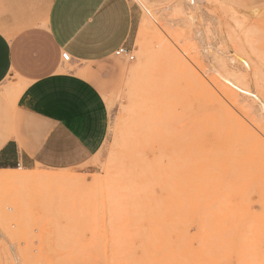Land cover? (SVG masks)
<instances>
[{"label":"rangeland","instance_id":"374dc122","mask_svg":"<svg viewBox=\"0 0 264 264\" xmlns=\"http://www.w3.org/2000/svg\"><path fill=\"white\" fill-rule=\"evenodd\" d=\"M130 1L133 60L91 76L105 141L0 182V264H264V0Z\"/></svg>","mask_w":264,"mask_h":264},{"label":"crops","instance_id":"0c3cea01","mask_svg":"<svg viewBox=\"0 0 264 264\" xmlns=\"http://www.w3.org/2000/svg\"><path fill=\"white\" fill-rule=\"evenodd\" d=\"M134 19L130 0H0V172L89 171L109 127L91 76Z\"/></svg>","mask_w":264,"mask_h":264},{"label":"bare ground","instance_id":"6f19581e","mask_svg":"<svg viewBox=\"0 0 264 264\" xmlns=\"http://www.w3.org/2000/svg\"><path fill=\"white\" fill-rule=\"evenodd\" d=\"M135 1H140V2H143L142 0H135ZM144 3V2H143ZM145 9V8H144ZM145 11H146V9H145ZM147 12V11H146ZM242 78V77H241ZM236 79H237V77H236ZM235 81V80H234ZM235 85L237 86V88L238 89H241L243 92H247L248 91V86H247V81H243V78L242 79H240V78H238V80H237V82L235 81ZM158 92V91H157ZM156 92V93H157ZM161 93V92H160ZM165 93V92H164ZM222 94L229 100V101H232V102H235V95L232 93V92H230V91H228L226 88H222ZM242 104V103H241ZM255 114V113H254ZM252 138L254 139V140H256V142H259V140L256 138V137H254V136H252ZM254 142V141H253ZM252 146H253V144H252ZM252 149L251 150H253V147H251ZM258 148V147H257ZM261 149V148H260ZM251 153H252V151H251ZM254 153V152H253ZM252 153V154H253ZM251 154V155H252ZM254 155V154H253ZM247 156V155H246ZM240 157V156H239ZM238 157V158H239ZM248 157V156H247ZM259 159H260V157H258ZM240 159V158H239ZM244 159V158H243ZM250 159H252V158H249V160ZM255 159H257V158H255ZM246 160V159H245ZM240 162V161H239ZM250 162V165H251V161H248V163ZM253 162V161H252ZM258 162H260V160L258 161ZM247 163V162H246ZM234 164V163H233ZM255 164V163H254ZM254 164H252V165H254ZM260 164V163H259ZM258 165V164H257ZM255 166H256V164H255ZM259 166V165H258ZM263 167H264V165H263ZM247 169V168H246ZM15 170H12V171H3V172H0V182H5V183H9L8 184V186L10 185V183L11 184H14V185H24V184H27V183H31L32 181H34V183H35V178L36 177H33V176H31V175H29V174H18V173H15L14 172ZM245 171V170H244ZM17 172V171H16ZM4 173H9V174H4ZM247 175V174H246ZM249 176V175H248ZM56 178V177H55ZM55 178H51V179H53V180H51L50 182H52V183H50V184H53V181H59L58 180V178L59 177H57V179H55ZM63 178V177H62ZM65 178V177H64ZM63 178V179H64ZM60 179V178H59ZM233 179V178H232ZM238 180V179H237ZM236 180V181H237ZM62 181V180H61ZM239 182V181H238ZM238 182H236V183H238ZM40 183V182H39ZM243 183V182H242ZM240 184V183H239ZM30 185V184H29ZM238 185V184H237ZM20 187V186H19ZM18 187V188H19ZM247 187V186H246ZM10 188H11V186H10ZM17 188V189H18ZM236 189V188H235ZM241 190V193H242V190L244 191V189H240ZM240 190H238V191H240ZM235 191V190H234ZM233 191V192H234ZM245 192V191H244ZM241 193H240V195H241ZM234 194V193H233ZM246 194V193H245ZM237 196V195H236ZM239 196V195H238ZM242 196V195H241ZM245 196V195H244ZM244 196L242 197V198H244ZM241 198V200H243ZM244 201V200H243ZM241 203H243V202H241ZM250 214H251V212H250ZM253 216V215H252ZM262 220V219H261ZM260 220V221H261ZM259 222V221H258ZM263 222V221H262ZM42 257V256H41Z\"/></svg>","mask_w":264,"mask_h":264},{"label":"built area","instance_id":"2783aa9c","mask_svg":"<svg viewBox=\"0 0 264 264\" xmlns=\"http://www.w3.org/2000/svg\"><path fill=\"white\" fill-rule=\"evenodd\" d=\"M115 56L127 57L128 60H133V56L130 55V52H128L126 47H121L120 49H118L115 53ZM61 59L64 63H68L70 60L69 56L66 53L61 54Z\"/></svg>","mask_w":264,"mask_h":264}]
</instances>
